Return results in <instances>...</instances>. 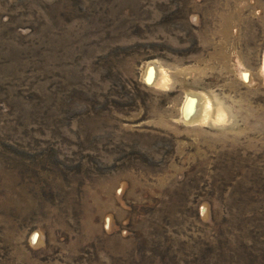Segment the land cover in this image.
I'll list each match as a JSON object with an SVG mask.
<instances>
[{"label": "rangeland", "instance_id": "374dc122", "mask_svg": "<svg viewBox=\"0 0 264 264\" xmlns=\"http://www.w3.org/2000/svg\"><path fill=\"white\" fill-rule=\"evenodd\" d=\"M0 264H264V0H0Z\"/></svg>", "mask_w": 264, "mask_h": 264}, {"label": "bare ground", "instance_id": "6f19581e", "mask_svg": "<svg viewBox=\"0 0 264 264\" xmlns=\"http://www.w3.org/2000/svg\"><path fill=\"white\" fill-rule=\"evenodd\" d=\"M151 73H152V72H151V69H150V70L148 71V74H147V75L150 76ZM162 75H164V74H162ZM162 75H161V76H162ZM164 77H165V75H164L163 77H161V81H162V82H163L164 79H165ZM166 78H167V77H166ZM166 81H167V80H166ZM163 83H164V82H163ZM189 103H190V102H189ZM186 107H187V104H186ZM189 107H190V106H189ZM202 107H203V106H202ZM207 107H208V106H207ZM186 109H187V108H185V113H186ZM223 116H224V115H223ZM221 117H222V116H221ZM221 117H220V118H221ZM204 119H205V118H204Z\"/></svg>", "mask_w": 264, "mask_h": 264}]
</instances>
